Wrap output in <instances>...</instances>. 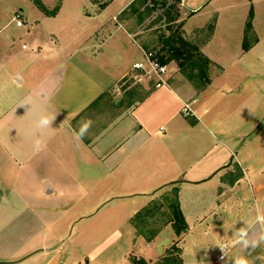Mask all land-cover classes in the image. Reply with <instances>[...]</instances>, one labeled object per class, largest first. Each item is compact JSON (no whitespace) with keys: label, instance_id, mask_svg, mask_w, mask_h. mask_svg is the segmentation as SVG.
<instances>
[{"label":"crops","instance_id":"obj_1","mask_svg":"<svg viewBox=\"0 0 264 264\" xmlns=\"http://www.w3.org/2000/svg\"><path fill=\"white\" fill-rule=\"evenodd\" d=\"M65 1L52 8L40 0L44 9L35 16L30 44L16 42L3 32L7 24L0 26V264H56L53 252L70 226L77 236H88L92 223L99 229L116 221L130 224L165 190L176 191L187 223H201L212 211L227 209L223 194L241 179L232 182L227 175L222 180L232 163L247 173L235 150L239 138H222L229 135L228 124L216 115L230 107L229 113L241 116L250 105L243 43L227 59L208 47L224 30L243 41L255 30L254 2L264 0H180L182 35L208 58V73L197 79L170 69L167 85L155 86L148 78L149 89L140 96L123 87L136 76L132 64L145 49L146 30L134 20L132 8L137 0H74L79 4L69 11ZM209 20V37L197 40ZM42 33L48 41H41ZM257 88L264 89L261 79ZM233 96L238 98L221 105ZM44 113L55 115L46 133L35 129ZM85 121L91 126L77 139ZM37 138L39 152L33 148ZM171 228L168 222L133 256L166 264L164 253L172 241L182 236L185 242L186 231L178 236ZM124 234L133 237L135 228L117 236ZM261 237L230 255L234 245L223 242L216 258L204 255L201 264H234L239 258L260 264ZM223 245L226 255L220 260ZM182 264L188 263L182 259Z\"/></svg>","mask_w":264,"mask_h":264},{"label":"rangeland","instance_id":"obj_2","mask_svg":"<svg viewBox=\"0 0 264 264\" xmlns=\"http://www.w3.org/2000/svg\"><path fill=\"white\" fill-rule=\"evenodd\" d=\"M45 1L53 8L54 3L57 4L59 0ZM78 4V1L66 0L64 9L68 11L75 9ZM132 8L137 10L134 20L146 30L145 49L163 56L172 70L177 68L178 71L192 75L197 79H201L204 73L206 76L209 63H206L200 56L197 43L187 40L182 35L183 20L180 17V0H137ZM253 8L256 12L255 30L244 34L243 41L242 37L238 39L234 33H227L224 30L216 34L215 42L213 40L211 47H208L212 53L227 59L231 54L238 51V47L241 49L240 45L243 43L241 58L246 60L245 68L250 75V79L246 81L251 89L250 105L245 107L244 114H242L244 118H241L242 115L236 116L229 113L230 107L219 110L216 115H221L220 118L222 119L226 117L224 122L228 124L226 132L229 135L222 138L227 139V141H237L239 138V144L235 150H240V157L241 159L244 158L246 166L244 170H247V173L242 175L236 164L232 163L234 165L233 170L224 173L222 180H227V175L233 177L232 182L239 177L241 179L234 184L228 193L223 194L224 198L229 199L226 203L227 209L223 210L224 212L221 209L212 211L211 217L201 223H195L193 219H190V223L186 222V230L180 233L175 231L173 222L169 220L172 217V212L168 208L174 201V196L169 190H165L162 194L154 197L151 205L155 208L148 216H144L145 218L136 216L139 219V228L145 231L144 234L150 233V230L153 229L159 231L168 222L172 225L171 232L174 230L178 236L186 231L183 245L181 244L182 236H179L166 248L164 253L166 254L164 259H167L166 264H182V259L188 264H201L204 255H209L214 260L223 242H226L228 246L234 245L233 249L227 250V255H230L234 249L243 246L237 242L235 233L239 228L245 226V223L251 225L248 228V240H255L259 236H264L262 235L264 233V89H261L259 93L257 88L259 79H261V85L264 84V2H254ZM41 11L42 9L35 3V0H0V26L7 24L3 32L13 36L16 42L24 41L30 44L34 38V19ZM16 12L21 13L22 26H17L13 20ZM195 22L196 17L191 18L187 27L194 25ZM211 22L212 20H209L205 23L204 32L197 35V40L209 37ZM38 29L39 27L37 28L39 32ZM179 32L189 44L184 46L185 50H181L183 44L177 38ZM45 36L46 34L42 33L41 41H48V37L45 38ZM176 51L181 53L180 57L168 60L169 56ZM188 53L195 59L194 61H186ZM226 68L231 70L230 67ZM147 80L148 77L139 79L138 76H134L125 80L123 87L126 88L127 94L140 96L149 89L145 83ZM237 98L233 96L226 99L225 97L226 104L221 105L226 107L228 101ZM218 107L221 109V106ZM218 152L220 153V150ZM231 158L230 156L227 164L231 162ZM118 213L120 214V211ZM131 223L118 224L116 221V224L109 223L103 225L101 229L98 228V223H92L87 229L90 234L87 233L88 236H77L74 234L75 227L70 226L67 230L68 237L58 242L56 244L57 249L53 252L57 258L56 264L133 263L132 258L135 259L133 253L138 250L142 242L148 241V238L137 231V228ZM130 225L135 228L136 235L126 239L124 234V237L119 238L118 232L123 234L128 228H133ZM258 248L264 252V241L258 245ZM128 252L130 257L127 261L124 254ZM250 264H259V262ZM260 264H264V262Z\"/></svg>","mask_w":264,"mask_h":264},{"label":"trees","instance_id":"obj_3","mask_svg":"<svg viewBox=\"0 0 264 264\" xmlns=\"http://www.w3.org/2000/svg\"><path fill=\"white\" fill-rule=\"evenodd\" d=\"M35 3L41 8V9H44V6L43 4L40 2V0H35ZM251 18H252V11L250 10L249 14H248V19L246 21V25H245V30L246 32L250 29L251 27ZM177 38L179 39V41L183 44V49L181 50H185V47L186 45H189L187 41H185V39L182 37L181 33L179 32L178 35H177ZM245 48V46H244ZM182 52V51H181ZM181 53L179 51H176V52H173L169 58V59H178L180 57ZM159 57V59L161 61H165L167 62L166 59L163 58V56H160V55H157ZM200 56L202 57V59L205 60L206 63L209 62L208 58H206L201 52H200ZM186 61H192L194 60L191 56H189V53L187 54L186 56ZM205 75V73L203 74V76ZM174 193L171 194L174 196V201L172 202V204L169 206V210H171L172 212V217L169 219L171 222H173V227L175 229V231L177 233H180L181 231H184L186 230V221H185V218H184V215L182 213V211L180 210L179 208V204H178V200H177V197H176V191H173ZM153 208H155V206L152 207V205H148V206H144L142 209L138 210L134 216L132 217V223L133 225L135 226V228H137V231H139L140 233L144 234L145 231L142 229V228H139V224H138V218L136 216H139L140 218H145L144 216H148ZM136 220V222H135ZM144 232V233H143ZM158 231L157 230H150V233L148 234H144L147 236L148 240L151 239ZM133 259V263L134 264H137V263H143V264H147L144 260L142 259Z\"/></svg>","mask_w":264,"mask_h":264},{"label":"built area","instance_id":"obj_4","mask_svg":"<svg viewBox=\"0 0 264 264\" xmlns=\"http://www.w3.org/2000/svg\"><path fill=\"white\" fill-rule=\"evenodd\" d=\"M13 20L17 25H22L21 13L16 12L13 16ZM132 68L135 71V75L141 79L142 77H148L154 79L155 86L167 85V76L170 70L169 63L161 61L157 54L149 49H142V58L135 61L132 64ZM184 111L187 109L184 107ZM222 252L218 255L220 260L225 258L226 246H222Z\"/></svg>","mask_w":264,"mask_h":264},{"label":"clouds","instance_id":"obj_5","mask_svg":"<svg viewBox=\"0 0 264 264\" xmlns=\"http://www.w3.org/2000/svg\"><path fill=\"white\" fill-rule=\"evenodd\" d=\"M26 102L21 103L19 106H25ZM55 119V115H49L47 113H44L43 115H41L39 122L36 123L35 122V129H39L42 130L44 133H46L49 129H51V124L52 121ZM91 126V121H85L81 124L79 131L75 133V136L77 139H82L89 127ZM42 147V140L37 138L35 140L34 143V150L39 152L41 150ZM251 225L245 223V226L239 228L236 233L235 236L237 237V242L243 244L245 247L249 246V240L247 239L248 236V228H250ZM262 240H264V236L261 237ZM254 246V245H253ZM234 264H249V262L246 259L243 258H239L236 259Z\"/></svg>","mask_w":264,"mask_h":264}]
</instances>
